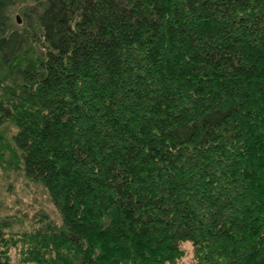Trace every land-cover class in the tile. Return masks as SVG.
Listing matches in <instances>:
<instances>
[{
  "label": "trees",
  "instance_id": "trees-1",
  "mask_svg": "<svg viewBox=\"0 0 264 264\" xmlns=\"http://www.w3.org/2000/svg\"><path fill=\"white\" fill-rule=\"evenodd\" d=\"M0 264H264V0H0Z\"/></svg>",
  "mask_w": 264,
  "mask_h": 264
},
{
  "label": "rangeland",
  "instance_id": "rangeland-1",
  "mask_svg": "<svg viewBox=\"0 0 264 264\" xmlns=\"http://www.w3.org/2000/svg\"><path fill=\"white\" fill-rule=\"evenodd\" d=\"M17 19L20 22V19L19 18H17ZM182 247L185 251V257L183 259V262H186V263L191 262L192 261V248H191V246L188 244H183ZM14 255H15L14 252H12L13 257H14Z\"/></svg>",
  "mask_w": 264,
  "mask_h": 264
}]
</instances>
